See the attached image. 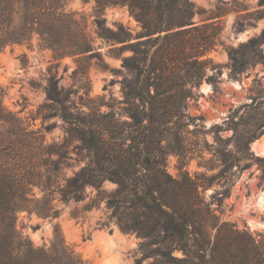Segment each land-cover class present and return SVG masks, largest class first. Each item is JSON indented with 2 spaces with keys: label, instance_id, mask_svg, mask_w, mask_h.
Listing matches in <instances>:
<instances>
[{
  "label": "trees",
  "instance_id": "obj_1",
  "mask_svg": "<svg viewBox=\"0 0 264 264\" xmlns=\"http://www.w3.org/2000/svg\"><path fill=\"white\" fill-rule=\"evenodd\" d=\"M65 1L0 0V51L29 43L35 36L56 59L97 54L85 26L74 13L64 11ZM256 1L263 9L259 17H264V0ZM94 2L98 12L107 5L126 6L140 26L136 32L122 24L111 29L103 18L94 19L100 37L121 44L118 55L130 51L121 59L130 75L122 83L128 121H120L113 112L100 111L95 105L83 111L49 79L45 88L49 102L38 108L37 115L54 109L66 127L62 142L46 143L40 129L25 131L14 117L8 123L10 113L1 105L0 89V124L6 133L0 132V264H85L65 243L57 226L47 246H35L17 228L16 215L35 210L48 216L53 193L64 202L80 201L86 187L99 190L106 180L116 185L113 192L101 196L111 210L109 219L120 230L141 239V256L131 264H141L149 257L151 264H264V233L253 235L220 220L198 190L217 184L221 187L217 205H221L236 171L241 173L250 166L248 159L255 161L256 184L264 189V155L256 156L250 149L264 134V27L236 47L226 48L233 79L258 70L246 89L249 101L229 109L226 128L212 127L219 169L210 175L185 171L172 176L166 169V156L174 152L185 163L186 128L195 117L184 110L187 100L195 95L192 88L212 63L205 55L222 44L219 26L214 21L193 24L197 8L191 0ZM205 79L216 91V77L212 74ZM245 110L253 114L243 118ZM198 118L203 119L202 115ZM228 129L232 134L223 137L221 132ZM230 141L232 149L227 147ZM70 151L83 153L86 161L59 183ZM33 186L43 192L40 200L31 197Z\"/></svg>",
  "mask_w": 264,
  "mask_h": 264
},
{
  "label": "rangeland",
  "instance_id": "obj_2",
  "mask_svg": "<svg viewBox=\"0 0 264 264\" xmlns=\"http://www.w3.org/2000/svg\"><path fill=\"white\" fill-rule=\"evenodd\" d=\"M191 1L197 8L191 22H216L222 44L216 45L205 55L212 63L206 66L200 83L192 88L195 95L187 100L184 112L195 118L186 128L185 163H181V158L174 152L166 156V169L172 176L185 171L210 175L219 169L220 163L214 155L218 145L214 142L212 127L221 125L226 128L229 109L249 101L246 99V89L258 70L256 68L248 75L244 73L240 79H233L229 73L226 48L236 47L240 42L257 35L264 27V17H259L263 9L256 0ZM64 11L74 13L76 19L85 26L93 52L97 54L56 59L50 49L38 43L35 36L29 43L9 45L0 51L1 105L6 113H10L8 123H12L10 118L14 117L20 120L21 126H25V131L40 129L46 143L62 142L66 127L54 115V109H44L37 115L38 108L49 102L45 92L49 79H54L57 87L68 93L69 102L75 103L83 111L95 105L100 111L113 112L120 121H128L124 112L122 83L129 80L130 75L121 66V59L129 55L130 51L124 50L118 55L117 47L121 44L100 37L94 19L98 16L104 19L106 27L116 29L118 24H122L133 32L140 30L138 22L129 14L126 6L107 5L98 12L94 0H66ZM212 74L217 79L216 91L213 84L205 79ZM89 99L92 101L89 102ZM241 112L233 118L234 121L238 120ZM252 114L253 111L245 110L242 117L248 118ZM41 115L47 117L43 119ZM200 115L203 119L198 118ZM240 129L241 124L238 126ZM0 132L6 134L1 124ZM231 134V129L221 132L223 137ZM232 145L230 141L227 147L232 149ZM69 155L70 158L65 159L61 167L59 183H63L62 178L71 176L86 161L83 153L77 155L75 151H70ZM247 162H250L247 169L241 173L236 171L228 195L219 201L221 205H217L221 192L217 184L204 189L199 187L198 190L220 220L232 223L238 229H247L255 235L264 233V189L256 184L258 169L255 161L248 159ZM115 187V183L107 180L99 190L88 186L84 190L85 198L80 201L64 202L57 193H53L48 216H41L35 210L20 211L16 215L17 228L35 246H47L57 226L65 243L80 254L85 264H105V250L109 246H113V255L118 264H131L141 256V239L134 233L120 230L109 219L111 210L105 207V200L101 197L113 192ZM99 191L100 198L97 197ZM42 194L39 187H32L31 197L34 200H40ZM52 212H55V216ZM101 223L106 226H101ZM175 254L182 255L179 251H175ZM152 261L151 257L145 258L141 264H151Z\"/></svg>",
  "mask_w": 264,
  "mask_h": 264
},
{
  "label": "bare ground",
  "instance_id": "obj_3",
  "mask_svg": "<svg viewBox=\"0 0 264 264\" xmlns=\"http://www.w3.org/2000/svg\"><path fill=\"white\" fill-rule=\"evenodd\" d=\"M205 89H207V87H205ZM261 141L264 143V135L262 136ZM259 142L260 139L251 143V150H253L256 154L264 155V149L260 153L258 152ZM105 251V264H118L114 256L115 254L113 255V246H109Z\"/></svg>",
  "mask_w": 264,
  "mask_h": 264
},
{
  "label": "water",
  "instance_id": "obj_4",
  "mask_svg": "<svg viewBox=\"0 0 264 264\" xmlns=\"http://www.w3.org/2000/svg\"><path fill=\"white\" fill-rule=\"evenodd\" d=\"M261 136H262V135H261ZM261 136H260V137H261ZM260 137L257 138V139H255L254 141L259 140ZM254 141H253V142H254ZM253 142H252V143H253ZM263 149H264V143H263L262 141H260L259 144H258V152L260 153L261 151H263ZM256 156H263V155L256 154Z\"/></svg>",
  "mask_w": 264,
  "mask_h": 264
}]
</instances>
